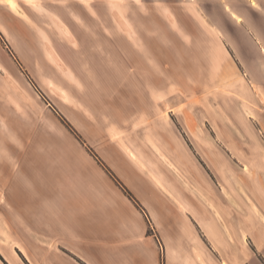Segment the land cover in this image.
<instances>
[{
	"label": "rangeland",
	"instance_id": "obj_1",
	"mask_svg": "<svg viewBox=\"0 0 264 264\" xmlns=\"http://www.w3.org/2000/svg\"><path fill=\"white\" fill-rule=\"evenodd\" d=\"M8 5L18 20L2 18L4 123L36 140L67 141L69 135L84 143L108 124L127 125L134 114L156 109L125 132L130 145L150 157V167L183 200L199 189L225 201L237 196L242 204L249 196L259 201L264 219V3Z\"/></svg>",
	"mask_w": 264,
	"mask_h": 264
},
{
	"label": "crops",
	"instance_id": "obj_2",
	"mask_svg": "<svg viewBox=\"0 0 264 264\" xmlns=\"http://www.w3.org/2000/svg\"><path fill=\"white\" fill-rule=\"evenodd\" d=\"M3 16L18 20L7 0L0 36ZM155 113L108 124L84 143L36 140L0 114V264H264L258 200L201 189L183 200L130 145L127 129Z\"/></svg>",
	"mask_w": 264,
	"mask_h": 264
},
{
	"label": "trees",
	"instance_id": "obj_3",
	"mask_svg": "<svg viewBox=\"0 0 264 264\" xmlns=\"http://www.w3.org/2000/svg\"><path fill=\"white\" fill-rule=\"evenodd\" d=\"M66 122V121H65ZM66 124V126H67V128L71 131V132H73L74 134H76V131H74V129L72 128V126L71 125H69L68 123H65ZM77 135V134H76ZM77 138L79 139V136H77ZM89 151L92 153V151L89 149ZM93 154V153H92ZM94 155V154H93ZM95 157H96V155H94ZM97 158V157H96ZM125 192L129 195V193H128V191H126L125 190Z\"/></svg>",
	"mask_w": 264,
	"mask_h": 264
},
{
	"label": "bare ground",
	"instance_id": "obj_4",
	"mask_svg": "<svg viewBox=\"0 0 264 264\" xmlns=\"http://www.w3.org/2000/svg\"><path fill=\"white\" fill-rule=\"evenodd\" d=\"M8 3L10 4L11 3V0H7ZM256 2V1H255ZM254 4V2H252ZM237 20H240V16H237V15H233ZM263 98V97H262Z\"/></svg>",
	"mask_w": 264,
	"mask_h": 264
}]
</instances>
